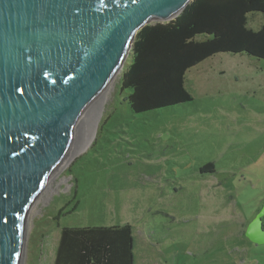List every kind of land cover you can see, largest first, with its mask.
<instances>
[{
    "label": "rangeland",
    "instance_id": "obj_1",
    "mask_svg": "<svg viewBox=\"0 0 264 264\" xmlns=\"http://www.w3.org/2000/svg\"><path fill=\"white\" fill-rule=\"evenodd\" d=\"M262 22L251 15L249 28ZM131 51L116 87L96 103L91 143L40 192L19 264L54 263L58 224L105 228L125 220L135 264H264V245L245 235L264 206V63L220 54L189 72L193 102L134 115L120 92ZM209 163L214 175L198 171ZM76 202V213L56 221Z\"/></svg>",
    "mask_w": 264,
    "mask_h": 264
},
{
    "label": "water",
    "instance_id": "obj_2",
    "mask_svg": "<svg viewBox=\"0 0 264 264\" xmlns=\"http://www.w3.org/2000/svg\"><path fill=\"white\" fill-rule=\"evenodd\" d=\"M194 0H0V264H16L40 192L148 25ZM245 235L264 245V206Z\"/></svg>",
    "mask_w": 264,
    "mask_h": 264
},
{
    "label": "trees",
    "instance_id": "obj_3",
    "mask_svg": "<svg viewBox=\"0 0 264 264\" xmlns=\"http://www.w3.org/2000/svg\"><path fill=\"white\" fill-rule=\"evenodd\" d=\"M255 14L263 16L258 31L249 28V17ZM220 54L264 63V0H194L175 20L144 27L135 39L120 92L134 115L183 106L195 100L187 88L189 72ZM198 171L214 175V163ZM78 207L79 202L69 209L66 205L56 221ZM57 227L60 240L53 264H134L130 224Z\"/></svg>",
    "mask_w": 264,
    "mask_h": 264
},
{
    "label": "bare ground",
    "instance_id": "obj_4",
    "mask_svg": "<svg viewBox=\"0 0 264 264\" xmlns=\"http://www.w3.org/2000/svg\"><path fill=\"white\" fill-rule=\"evenodd\" d=\"M128 56H129V51L127 52L126 59L128 58ZM125 61H126V60H124V61L122 62L120 68L118 69V71L116 72V74H115V75L113 76V78L111 79V81H110V83H109V86H108V89H107V91L102 95V97H103L104 95L107 96V94H108L113 88L116 87V84H117V82H118L119 79H120L121 70H122V68H123V66H124V64H125ZM102 97H101L97 102H100V100H102ZM106 98H107V97H106ZM97 102H96V103H97ZM93 115H95V121H94V123L91 122V120H90V117H92ZM81 122H82V124H84V126L86 127V130H88V133H89V127H90L91 123L94 124V129H92V132H90L91 134H89L88 136H86V137H88V138L85 139V140H83V141H84V145H81V142H80L79 144H77V145L75 146V149H74V148L72 149L71 154H72L73 152H76V151H78V150H81V149H84L85 147H87V146L91 143L92 139L94 138L95 128H96L97 123H98L97 112H96V104L92 107V109L88 112V114L84 117V119H83ZM77 153H78V152H77ZM75 154H76V153H75ZM75 154H74V155H75ZM71 156H72V155H71ZM71 156H70V157H71ZM70 157H69V158H70ZM67 159H68V158H67ZM58 185H61V183H58ZM24 235H25V234L22 232V235H21L22 238L20 239V245H19V251H18V256H17V262H16V264H19L20 261H21V259H22L21 251H24V250H23V249L21 250V248H23L22 246H23V244H24ZM22 263H23V262H22Z\"/></svg>",
    "mask_w": 264,
    "mask_h": 264
},
{
    "label": "crops",
    "instance_id": "obj_5",
    "mask_svg": "<svg viewBox=\"0 0 264 264\" xmlns=\"http://www.w3.org/2000/svg\"><path fill=\"white\" fill-rule=\"evenodd\" d=\"M218 56V55H217ZM214 58H216V56L215 57H213V58H211L210 60H213ZM209 61V60H208ZM208 61H206V62H208ZM205 63V62H204ZM203 63V64H204ZM202 65V64H201ZM199 67V66H198ZM197 67V68H198ZM200 71H202V70H200ZM199 72V71H198ZM255 218V217H254ZM254 218H252L250 221H249V224L251 223V221L254 219ZM126 224H128L127 222H126V220L125 221H121L118 225H126ZM248 224V225H249ZM118 225H115V226H118ZM248 225H247V227H248ZM92 227V226H91ZM113 227V226H112ZM149 237H150V234H149ZM151 238V237H150ZM59 240H60V236H59ZM153 241H155L154 239H153ZM58 244H59V242H58ZM133 245H134V233H133ZM55 260V259H54ZM133 262H134V264H135V256H134V248H133Z\"/></svg>",
    "mask_w": 264,
    "mask_h": 264
}]
</instances>
